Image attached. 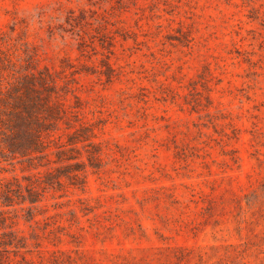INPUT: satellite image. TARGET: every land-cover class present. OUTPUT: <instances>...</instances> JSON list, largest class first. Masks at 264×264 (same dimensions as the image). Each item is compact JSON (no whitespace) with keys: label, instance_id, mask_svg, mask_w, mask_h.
<instances>
[{"label":"rangeland","instance_id":"374dc122","mask_svg":"<svg viewBox=\"0 0 264 264\" xmlns=\"http://www.w3.org/2000/svg\"><path fill=\"white\" fill-rule=\"evenodd\" d=\"M3 32L40 66L113 69L74 82L101 169L14 214L28 264H264V0H0Z\"/></svg>","mask_w":264,"mask_h":264},{"label":"trees","instance_id":"16d2710c","mask_svg":"<svg viewBox=\"0 0 264 264\" xmlns=\"http://www.w3.org/2000/svg\"><path fill=\"white\" fill-rule=\"evenodd\" d=\"M68 24L83 33L78 34L79 49L87 52V41L93 38L82 28L90 25L88 20L81 14L68 18ZM11 44L7 34L1 33L0 172L2 163L17 164L22 175L0 179V264H9V254L20 255V264H28L21 253L31 252L28 239L12 229L14 214L24 212L25 219L32 221L36 212H46V206H41L46 199L61 197L56 193L69 187L83 189L87 169H101L103 143L95 141L100 122L85 120L74 82L82 71L104 75L109 82L113 69L105 57L100 61L103 70L66 66L67 60L61 61L59 70H52L40 66L35 54H15ZM69 214L75 216L73 211ZM42 231L30 234L36 249L45 234Z\"/></svg>","mask_w":264,"mask_h":264}]
</instances>
